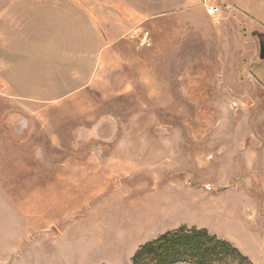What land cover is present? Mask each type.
<instances>
[{"label": "rangeland", "instance_id": "rangeland-1", "mask_svg": "<svg viewBox=\"0 0 264 264\" xmlns=\"http://www.w3.org/2000/svg\"><path fill=\"white\" fill-rule=\"evenodd\" d=\"M216 1L0 0V264L181 226L264 264V0Z\"/></svg>", "mask_w": 264, "mask_h": 264}, {"label": "trees", "instance_id": "trees-1", "mask_svg": "<svg viewBox=\"0 0 264 264\" xmlns=\"http://www.w3.org/2000/svg\"><path fill=\"white\" fill-rule=\"evenodd\" d=\"M132 264H252V261L230 241L207 228L181 226L140 245Z\"/></svg>", "mask_w": 264, "mask_h": 264}, {"label": "built area", "instance_id": "built-area-1", "mask_svg": "<svg viewBox=\"0 0 264 264\" xmlns=\"http://www.w3.org/2000/svg\"><path fill=\"white\" fill-rule=\"evenodd\" d=\"M202 5L206 8L208 14L213 19L219 18L223 14L222 6L216 0H201Z\"/></svg>", "mask_w": 264, "mask_h": 264}, {"label": "water", "instance_id": "water-1", "mask_svg": "<svg viewBox=\"0 0 264 264\" xmlns=\"http://www.w3.org/2000/svg\"><path fill=\"white\" fill-rule=\"evenodd\" d=\"M253 35H257L259 38V45H260V50H259V58L264 59V34L263 33H257L256 31L253 32Z\"/></svg>", "mask_w": 264, "mask_h": 264}, {"label": "crops", "instance_id": "crops-1", "mask_svg": "<svg viewBox=\"0 0 264 264\" xmlns=\"http://www.w3.org/2000/svg\"><path fill=\"white\" fill-rule=\"evenodd\" d=\"M5 87H7V86H5ZM60 168L62 169L61 172H63V173H67V172H69V173H71V172H73V173H82V169H81L80 166H78L77 168L74 167V170H72L73 169L72 166H69V165L61 166ZM78 177L79 176H75V178H78Z\"/></svg>", "mask_w": 264, "mask_h": 264}]
</instances>
